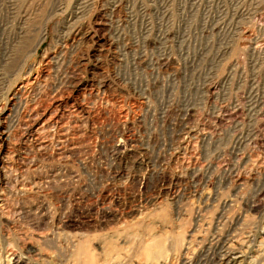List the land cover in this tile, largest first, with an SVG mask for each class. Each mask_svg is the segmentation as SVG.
Returning <instances> with one entry per match:
<instances>
[{
    "label": "rangeland",
    "instance_id": "374dc122",
    "mask_svg": "<svg viewBox=\"0 0 264 264\" xmlns=\"http://www.w3.org/2000/svg\"><path fill=\"white\" fill-rule=\"evenodd\" d=\"M228 255L264 264V0H0V264Z\"/></svg>",
    "mask_w": 264,
    "mask_h": 264
},
{
    "label": "bare ground",
    "instance_id": "6f19581e",
    "mask_svg": "<svg viewBox=\"0 0 264 264\" xmlns=\"http://www.w3.org/2000/svg\"><path fill=\"white\" fill-rule=\"evenodd\" d=\"M252 121V120H251ZM54 127V126H53ZM236 132V131H235ZM66 133V132H65ZM243 134V133H242ZM235 136V135H234ZM63 137V136H62ZM67 140H68V138H67ZM221 241V240H220ZM223 241V240H222ZM226 241V240H225ZM219 242V241H218ZM219 243H221V242H219ZM226 244H227V242H226ZM219 245V244H218ZM222 245V244H221ZM226 246V245H225ZM221 248V247H220ZM223 248V247H222ZM217 249V248H216ZM229 249V248H228ZM223 251V250H222ZM221 254V253H220ZM216 256V255H215ZM216 258V257H215ZM215 258H214V260H215ZM237 260V258H233L232 257V255H228V257H226V256H221V257H219V263L221 264H235L236 261ZM218 261V260H217ZM209 263V262H208Z\"/></svg>",
    "mask_w": 264,
    "mask_h": 264
}]
</instances>
